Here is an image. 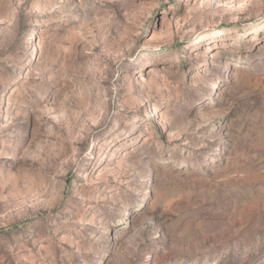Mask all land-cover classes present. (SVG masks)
<instances>
[{
    "label": "rangeland",
    "instance_id": "obj_1",
    "mask_svg": "<svg viewBox=\"0 0 264 264\" xmlns=\"http://www.w3.org/2000/svg\"><path fill=\"white\" fill-rule=\"evenodd\" d=\"M0 264H264V0H0Z\"/></svg>",
    "mask_w": 264,
    "mask_h": 264
}]
</instances>
